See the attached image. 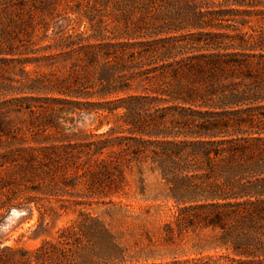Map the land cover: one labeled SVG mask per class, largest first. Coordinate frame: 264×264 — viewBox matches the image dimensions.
Listing matches in <instances>:
<instances>
[{"label":"trees","instance_id":"1","mask_svg":"<svg viewBox=\"0 0 264 264\" xmlns=\"http://www.w3.org/2000/svg\"><path fill=\"white\" fill-rule=\"evenodd\" d=\"M129 1L125 24L113 30L102 13L89 17L83 40L95 43L80 47L86 82L97 86L86 95L118 97L108 112L119 123L106 135L128 134L101 141L97 154L110 147L109 156L158 173L175 206L165 225L171 239L204 233L208 246L230 249L232 261L263 264L264 39L220 32L227 27L202 0ZM50 8L47 0H0L5 62L27 53H16L15 42L39 26L47 36L50 25L37 15ZM27 63L20 61L24 76ZM84 217L45 241L35 264H133L105 220Z\"/></svg>","mask_w":264,"mask_h":264},{"label":"rangeland","instance_id":"2","mask_svg":"<svg viewBox=\"0 0 264 264\" xmlns=\"http://www.w3.org/2000/svg\"><path fill=\"white\" fill-rule=\"evenodd\" d=\"M202 1L227 27L220 32L264 39V0ZM47 2L50 10L37 15L50 25L47 36L39 26L15 42L16 53L26 54L9 63L0 56V264H35V251L85 214L106 221L133 264H238L230 249L208 246L207 234L168 237L165 225L173 222L175 206L158 173L124 155L109 156L110 147L104 154L95 150L128 134L106 135L119 123L117 112H108L118 97L86 95L97 86L86 82L80 47L95 43L83 40L89 17L102 13L103 26L113 30L125 24L130 1ZM105 159L109 177L101 179Z\"/></svg>","mask_w":264,"mask_h":264}]
</instances>
